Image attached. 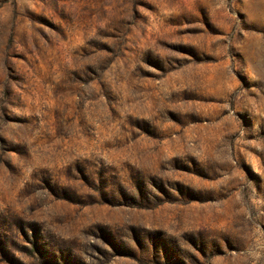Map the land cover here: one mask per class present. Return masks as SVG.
<instances>
[{
	"label": "rangeland",
	"instance_id": "obj_1",
	"mask_svg": "<svg viewBox=\"0 0 264 264\" xmlns=\"http://www.w3.org/2000/svg\"><path fill=\"white\" fill-rule=\"evenodd\" d=\"M0 264H264V0H0Z\"/></svg>",
	"mask_w": 264,
	"mask_h": 264
}]
</instances>
